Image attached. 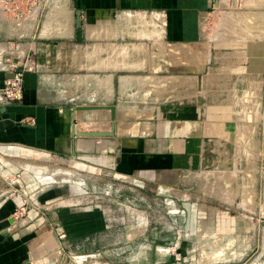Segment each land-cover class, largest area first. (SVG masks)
Returning <instances> with one entry per match:
<instances>
[{"label": "crops", "instance_id": "1", "mask_svg": "<svg viewBox=\"0 0 264 264\" xmlns=\"http://www.w3.org/2000/svg\"><path fill=\"white\" fill-rule=\"evenodd\" d=\"M51 3L49 7L57 8V1ZM214 4L215 0H65L60 7L68 19L60 28L56 22L27 26L8 19V24L2 23L0 89L11 77L6 67L10 56L29 69L24 72L22 102L5 105L0 101V149L7 151L12 145L36 151L39 160L46 161L50 159L46 155L76 158L83 152L89 171L142 177L147 180L145 186L158 181L151 175H165L181 160L194 158L204 136L202 123L194 115L164 111L145 121L118 123L113 136L80 140L74 136V122L76 132L110 133L112 129L80 127L79 117L87 114L75 112L70 101L160 100L153 95L155 83L170 74L199 75L203 21ZM3 5L26 7L24 0H7ZM41 6V0L31 4ZM89 108L90 120H109L101 112L104 107ZM13 173L19 185L59 181L57 176ZM163 180L165 184L170 178ZM7 185L0 174V187L7 189ZM76 199L68 192L52 190L20 220L12 217L18 202H7L0 211V264H21L32 247L63 245L72 253L109 252L114 259L107 264H122V234L153 230L122 225L113 213L99 209L97 197L91 202L89 196ZM129 250L128 264L151 263L149 257L138 256L136 242Z\"/></svg>", "mask_w": 264, "mask_h": 264}, {"label": "rangeland", "instance_id": "2", "mask_svg": "<svg viewBox=\"0 0 264 264\" xmlns=\"http://www.w3.org/2000/svg\"><path fill=\"white\" fill-rule=\"evenodd\" d=\"M3 1L0 26L13 19L27 26L56 22L60 28L68 19L60 7L65 0H41L42 6L33 8V0H24L25 8L14 9ZM55 1L57 8L49 7ZM203 31L200 74H170L155 83L153 95L160 100L70 101L75 112L87 114L79 117V126L96 131L164 111L194 115L204 133L194 158L181 160L165 175H151L158 181L145 186L142 177L89 171L83 152L76 158L42 154L50 158L46 161L36 151L11 145L9 151L0 149V174L8 183L7 189L0 187V211L17 201L12 217L20 220L52 190L68 192L76 201L97 197L99 209L113 213L122 225L153 228L122 234V264L130 261L132 242L150 264H264V0H215ZM91 106L104 107L109 120H90ZM12 170L59 181L19 185ZM113 259L109 252L72 253L63 245L32 247L21 264H107Z\"/></svg>", "mask_w": 264, "mask_h": 264}, {"label": "built area", "instance_id": "3", "mask_svg": "<svg viewBox=\"0 0 264 264\" xmlns=\"http://www.w3.org/2000/svg\"><path fill=\"white\" fill-rule=\"evenodd\" d=\"M11 58L10 56L7 60L6 67L12 76L8 78L4 88L1 89V103L8 102V100L21 101L24 95V72L28 70L29 67L24 66L18 59L12 60Z\"/></svg>", "mask_w": 264, "mask_h": 264}, {"label": "water", "instance_id": "4", "mask_svg": "<svg viewBox=\"0 0 264 264\" xmlns=\"http://www.w3.org/2000/svg\"><path fill=\"white\" fill-rule=\"evenodd\" d=\"M77 24L81 27V13L78 12L77 15ZM115 123L112 125V132H88V131H75L76 130V123L74 122V136L75 137H109L114 135Z\"/></svg>", "mask_w": 264, "mask_h": 264}, {"label": "bare ground", "instance_id": "5", "mask_svg": "<svg viewBox=\"0 0 264 264\" xmlns=\"http://www.w3.org/2000/svg\"><path fill=\"white\" fill-rule=\"evenodd\" d=\"M231 20V19H230ZM50 21V20H49ZM52 34V33H51ZM161 37V36H160ZM145 38H147V37H145ZM154 38V37H153ZM156 39V38H155ZM157 40V39H156ZM156 42V41H155ZM95 118H97V117H95Z\"/></svg>", "mask_w": 264, "mask_h": 264}]
</instances>
